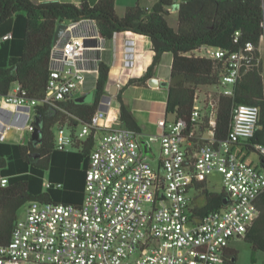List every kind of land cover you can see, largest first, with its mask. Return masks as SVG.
I'll return each mask as SVG.
<instances>
[{"label": "built area", "instance_id": "1", "mask_svg": "<svg viewBox=\"0 0 264 264\" xmlns=\"http://www.w3.org/2000/svg\"><path fill=\"white\" fill-rule=\"evenodd\" d=\"M66 23L61 41L52 48L44 98L29 99L18 84L7 96H0L13 106L0 105V141H5V131L14 124L34 131L38 103L69 99L85 89L88 65L95 60L90 52L101 49L104 38L94 21ZM135 45V40H127V65L132 63L129 54ZM204 49L199 51L201 55L228 61L229 71L220 89L233 95V85L243 64L250 62L253 45L248 43L233 53ZM104 105L102 102L90 123L78 132L81 139L92 130L97 132L83 202L30 201L9 242L0 244V264H227L230 241L244 237L258 215L256 200L264 191V168L255 167L234 149L254 137L260 108L239 103L228 137L222 141L216 140L213 130L197 135L188 130L185 120L165 115L158 121L161 133L148 137L161 146V167L156 168L145 156L138 132L124 126L120 114L105 110ZM201 114L197 107L191 121L198 122ZM215 115V109L210 110L212 128ZM193 139L198 140V147L191 155L187 146ZM73 142L67 128L60 127L58 149L67 150ZM256 150L264 158V143L257 144ZM214 171L223 175L230 202L219 211L192 218V181L206 180ZM0 181L2 185L8 182L5 177Z\"/></svg>", "mask_w": 264, "mask_h": 264}, {"label": "trees", "instance_id": "2", "mask_svg": "<svg viewBox=\"0 0 264 264\" xmlns=\"http://www.w3.org/2000/svg\"><path fill=\"white\" fill-rule=\"evenodd\" d=\"M115 5L116 0L95 3L86 0L81 5L59 0H0V96H7L18 84L29 99H43L48 90L50 59L59 23L91 20L107 41L125 31L150 38L155 51L153 61L146 73L130 79L128 86L147 85L163 54H173L166 116L185 120L188 130L193 129L197 135L213 130L217 141L225 140L235 107L239 103L257 105L260 108L258 128L254 137L241 145L242 150L255 152L263 161L250 163L264 168V158L256 150L257 144L264 143V59L260 50L264 37V0H180L179 3L158 0L152 7L140 3L131 5L122 16L117 14ZM173 8L178 11L176 28L169 22ZM8 34L11 36L4 38ZM248 43L254 47L251 60L241 67L233 95L224 94L220 84L229 71L228 61L197 52L204 46L239 52ZM95 69L94 85L85 86L82 93L93 92L91 101L77 102L76 93L69 99L35 106L32 124L34 130H39L38 142L30 136L25 143L0 141V177L8 181L6 185L0 181V244L9 242L20 209L30 201L76 205L83 202L97 132L92 130L84 139L78 138V132L90 123L108 93L110 65L98 60ZM205 87L215 88L216 92L206 94L201 117L198 122H192L199 91ZM121 91L117 94L121 123L139 132L138 121ZM213 109L216 111L214 128L208 123V114ZM60 127H66L74 138L67 150H60L56 145ZM192 142L187 146L191 155L198 147L197 139ZM239 155L246 158L242 153ZM190 188L204 198L203 205L192 209V218L194 215L202 218L225 207L228 193L224 188L213 191L206 180L195 178ZM256 205L258 215L243 237L254 254L264 253V191ZM236 257V250L229 247L227 264H235ZM255 258L254 255V262Z\"/></svg>", "mask_w": 264, "mask_h": 264}, {"label": "crops", "instance_id": "3", "mask_svg": "<svg viewBox=\"0 0 264 264\" xmlns=\"http://www.w3.org/2000/svg\"><path fill=\"white\" fill-rule=\"evenodd\" d=\"M35 2H41L45 0H34ZM61 2H74L79 5L86 0H59ZM90 3H95L97 0H87ZM158 0H116V12L118 15H124L126 9L136 3H140L145 7H152ZM175 3H179L180 0H173ZM171 19L173 23H171ZM169 22L173 27L178 26V11L177 9H171V14L169 16ZM133 39L136 41L135 50H133V60L132 63L127 65L126 60V43L127 40ZM262 46H260L262 54ZM204 51V47L200 49ZM155 51L153 50V44L148 37L140 36L132 32H121L114 35V37L107 41L103 40L101 43V49L94 50L90 52L94 61L89 63L87 72V86H93L97 76V70L95 69L96 62L98 60H103L110 65L109 82L107 85V91L113 85H118V93L121 91L124 102L131 108L134 116L136 117L138 124L140 126L139 140L142 145L143 152L151 164L156 167H161V146L158 141L150 142L148 137L150 135H159L161 133V128L158 125L160 118L166 115V105L168 99V88L160 86H150L147 85H127L129 80L136 77L143 76L148 67L151 65L154 58ZM199 54V51L197 52ZM263 57V55H262ZM96 61V62H95ZM173 62V54L171 52H166L163 54L160 63L155 68L154 76L159 81L170 82L171 78V67ZM212 89V87H205ZM204 88V89H205ZM86 89V88H85ZM202 90V89H200ZM84 91H80L79 94L82 95ZM117 93V94H118ZM117 94L112 95L111 101L107 105V109L111 113L120 114V102L118 100ZM203 95V94H202ZM201 93L199 92V99L201 98ZM203 101L205 96H202ZM198 99V100H199ZM0 105L5 108L12 109L13 106L10 104H5L3 100H0ZM105 106V105H104ZM5 117H7L5 115ZM7 119V118H6ZM7 122H9L7 120ZM11 124V123H9ZM6 138L5 141L25 143L31 133L26 127L22 125L14 124L8 130L5 131ZM156 145H159L156 149ZM189 145V144H188ZM234 149L240 154L245 156L248 162H263L258 156L257 161H249L250 153L248 151L242 150V145L238 144L234 146ZM154 162V164H153ZM208 177L206 178L207 182ZM194 190V189H191ZM220 192V191H217ZM196 193H198L196 191ZM191 196V195H190ZM194 196H191V206H201L202 204H194L192 202ZM231 248H233L230 245ZM257 258H255V261ZM264 264V260H263Z\"/></svg>", "mask_w": 264, "mask_h": 264}, {"label": "rangeland", "instance_id": "4", "mask_svg": "<svg viewBox=\"0 0 264 264\" xmlns=\"http://www.w3.org/2000/svg\"><path fill=\"white\" fill-rule=\"evenodd\" d=\"M171 23H173L172 19H171ZM262 44H263L262 55H263V59H264V39L262 40ZM83 91H84V89H83ZM199 92L201 93V95L203 94L202 96H205V94L209 95V94L215 93L216 89L215 88H212V89L202 88V90H200ZM80 95L81 94L78 93V96H80ZM202 96L197 102V107H199V108H202V106H203V99H202L203 97ZM31 135L32 134L30 133L29 136L31 137ZM29 136H28V138H29ZM158 147H159V145H156V149H158ZM248 159H249V161H251V160L257 161L258 155L255 152H251ZM153 164H154V162H153ZM207 185H208V188L213 190V191H221L223 189V175L217 171H214L213 173L208 175ZM190 195L194 196V199L192 200V202L194 204L200 205L204 202L203 196H200L198 193H196L195 190H191ZM26 206H27V204L24 205L20 209V211L18 213L20 218L24 216ZM230 245L236 250V253H237V257L235 259V264H263L264 253L263 252H257L254 254L250 244L243 238V236L235 237L234 239H232L230 241ZM254 255L257 258V260L255 262L253 261Z\"/></svg>", "mask_w": 264, "mask_h": 264}, {"label": "water", "instance_id": "5", "mask_svg": "<svg viewBox=\"0 0 264 264\" xmlns=\"http://www.w3.org/2000/svg\"><path fill=\"white\" fill-rule=\"evenodd\" d=\"M67 23L66 22H61L59 23L57 29H56V32H55V37H54V44H57L61 41L64 33H65V30L67 28ZM148 84L150 86H164L166 88H169V83L168 82H165V81H159L157 78L155 77H151L149 78L148 80ZM118 93V85H113L112 87L109 88L108 90V93L103 97V102L105 103V106L102 107L104 108L105 110L107 109V103H109L111 101V98H112V95H115ZM93 95L94 93L93 92H90V93H86V94H83V95H80L78 97L75 98V100L77 102H87V101H91L92 98H93ZM37 124L40 125V121H39V118H37ZM38 136H39V130L38 129H35L31 135V138L34 142H38ZM230 202V200L228 199H224V204L225 205H228Z\"/></svg>", "mask_w": 264, "mask_h": 264}, {"label": "bare ground", "instance_id": "6", "mask_svg": "<svg viewBox=\"0 0 264 264\" xmlns=\"http://www.w3.org/2000/svg\"><path fill=\"white\" fill-rule=\"evenodd\" d=\"M129 55H130L129 58H131V59L133 60V53H131V54H129Z\"/></svg>", "mask_w": 264, "mask_h": 264}]
</instances>
